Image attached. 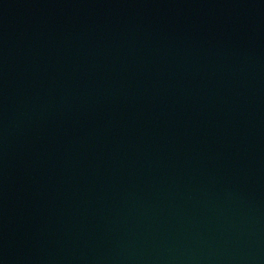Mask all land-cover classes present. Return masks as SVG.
I'll use <instances>...</instances> for the list:
<instances>
[{"label": "water", "instance_id": "95a60500", "mask_svg": "<svg viewBox=\"0 0 264 264\" xmlns=\"http://www.w3.org/2000/svg\"><path fill=\"white\" fill-rule=\"evenodd\" d=\"M0 264H264V0H0Z\"/></svg>", "mask_w": 264, "mask_h": 264}]
</instances>
